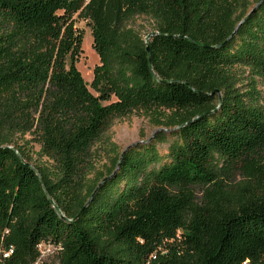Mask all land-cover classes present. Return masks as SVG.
Returning <instances> with one entry per match:
<instances>
[{
	"label": "trees",
	"instance_id": "trees-1",
	"mask_svg": "<svg viewBox=\"0 0 264 264\" xmlns=\"http://www.w3.org/2000/svg\"><path fill=\"white\" fill-rule=\"evenodd\" d=\"M76 14L100 59L96 95L76 68ZM139 15L155 24L147 40L128 26ZM233 66L264 79V0L238 19L218 0H0V264H47L41 244L56 264H264V109L236 94ZM137 108L174 111V130L129 146L83 193L90 148ZM233 172L256 178L247 195Z\"/></svg>",
	"mask_w": 264,
	"mask_h": 264
},
{
	"label": "rangeland",
	"instance_id": "rangeland-1",
	"mask_svg": "<svg viewBox=\"0 0 264 264\" xmlns=\"http://www.w3.org/2000/svg\"><path fill=\"white\" fill-rule=\"evenodd\" d=\"M222 1H226L231 5L234 17L238 19L241 15L249 14L256 7L259 0H218V2ZM73 18L75 28L83 32L76 68L87 85L88 91L96 95L91 88V83L94 70L100 65V59L93 49V39L86 21L78 17L77 14ZM128 26L137 31L144 40H147L148 35L155 29L153 20L146 15L136 16L129 22ZM224 72L229 75L228 77H230V82H232L236 94H241L245 104L260 106L264 109V79L259 74L244 66L228 67L224 69ZM173 114L174 111L169 109L137 108L124 117L113 119L110 126L89 150L90 167L84 174L83 193L88 192L93 186L100 183L101 177H104L112 169L114 160L120 157L129 146L151 142L160 131L169 135L174 129L164 128V123H168L174 116ZM10 137L12 136L10 135ZM12 139L20 149L29 155L32 165L45 168L50 172L54 171L52 162L40 154V145L33 135L16 134ZM171 140V137H167V141L157 143L156 148L158 151L163 153ZM231 174L234 175L232 178V187L234 188L232 194L234 196L247 195L250 191L247 190L249 183L257 182L251 174L240 175L234 172ZM253 183L250 188H255ZM203 193L202 188H195V195L198 200ZM39 251L42 261L47 264H56L58 253L55 247L41 244Z\"/></svg>",
	"mask_w": 264,
	"mask_h": 264
},
{
	"label": "built area",
	"instance_id": "built-area-1",
	"mask_svg": "<svg viewBox=\"0 0 264 264\" xmlns=\"http://www.w3.org/2000/svg\"><path fill=\"white\" fill-rule=\"evenodd\" d=\"M12 253V251H6V252H3V257H8L10 254Z\"/></svg>",
	"mask_w": 264,
	"mask_h": 264
}]
</instances>
